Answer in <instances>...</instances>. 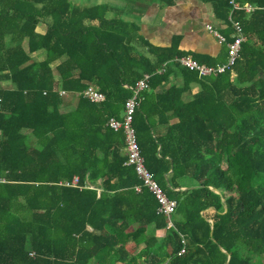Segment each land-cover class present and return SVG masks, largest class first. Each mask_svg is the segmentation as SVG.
<instances>
[{"label": "trees", "instance_id": "16d2710c", "mask_svg": "<svg viewBox=\"0 0 264 264\" xmlns=\"http://www.w3.org/2000/svg\"><path fill=\"white\" fill-rule=\"evenodd\" d=\"M201 1L222 23L214 57L180 49V35L151 44L107 3L0 0V264H264V9L232 12L245 36L233 66L199 76L173 58L224 63L233 32L230 0ZM144 74L132 124L177 202L170 227L108 125ZM89 85L102 102L79 94ZM60 89L76 96L65 110ZM73 176L79 187L56 183Z\"/></svg>", "mask_w": 264, "mask_h": 264}, {"label": "built area", "instance_id": "2783aa9c", "mask_svg": "<svg viewBox=\"0 0 264 264\" xmlns=\"http://www.w3.org/2000/svg\"><path fill=\"white\" fill-rule=\"evenodd\" d=\"M230 4L231 10L228 15V19L231 22V28L233 32L231 34L232 40L226 43V61L221 64L209 65L200 63L191 55H181L178 57L176 56L173 58V61H176L181 66L191 71L197 72L199 76L217 75L224 72L225 70L231 69L238 56L240 45L245 39L241 23L236 19H232V12L234 10L252 12L256 9H264V6H256L248 2L241 3L237 2L236 0H230ZM206 28L216 38L217 42L220 45L225 43V36H223L216 27L208 24L206 25ZM158 71L160 72L162 70L160 69ZM148 78L149 74H144L141 79L136 81L135 85L132 88V95L124 101L122 119L118 120L114 117H111L108 120V125L115 131L121 129L125 135V148L127 151V160L125 163L133 166L134 171L140 181L138 184L134 185V190L136 192H140L142 188H145L151 194H153L158 204L157 212L167 217V226L170 227L172 226L170 216L175 211L177 202L176 200L168 198L166 196L163 189L155 180L153 173L145 166L144 158L138 145L136 131L132 124L133 115L138 104V93L148 87ZM79 94L89 101L95 103H100L105 99L104 94L93 85L87 86ZM59 95L66 97L69 94L65 90L60 89ZM0 182H5V178H0ZM56 183L59 186L79 187V179L77 176H73L71 179H61ZM86 185L88 187H91L88 183H86ZM181 242L184 243V239H182ZM183 252L184 248L180 249L179 254Z\"/></svg>", "mask_w": 264, "mask_h": 264}, {"label": "crops", "instance_id": "0c3cea01", "mask_svg": "<svg viewBox=\"0 0 264 264\" xmlns=\"http://www.w3.org/2000/svg\"><path fill=\"white\" fill-rule=\"evenodd\" d=\"M146 1V4H141L137 0H130L126 4V9H120L107 1L101 3H107L115 7L124 19L138 23L139 33L153 45L169 46L173 36L180 35L179 48L182 50L212 57L220 53L222 45L206 28L208 24L216 28L222 25L215 18L210 3L201 0ZM107 16L112 17V11H109ZM44 29L45 25L39 24V31ZM173 83L179 85L181 81L179 78H171L163 87L165 88ZM198 89V84H192L190 90L185 92L184 100L190 99ZM75 101L76 99H74V103ZM175 120L172 119V121ZM160 232L156 231L157 234Z\"/></svg>", "mask_w": 264, "mask_h": 264}, {"label": "rangeland", "instance_id": "374dc122", "mask_svg": "<svg viewBox=\"0 0 264 264\" xmlns=\"http://www.w3.org/2000/svg\"><path fill=\"white\" fill-rule=\"evenodd\" d=\"M106 1L111 3V4L118 6L120 9L121 8L126 9L125 8L126 4L129 3L130 0H74V2H76L77 4H79L81 6H87V5H92V4L106 2ZM132 1H135V0H132ZM137 1L141 4H146V2H147L146 0H137ZM32 57H33V59L41 60V59L45 58V53H44V51L41 50V51L35 53L34 55H32ZM53 65H54V63H53ZM65 99L69 102V105L68 106H62L61 107L62 110H65V109H68L69 107H71L74 104V99H76V96H69V97H66ZM161 234H162V232L158 233L157 235H161Z\"/></svg>", "mask_w": 264, "mask_h": 264}, {"label": "water", "instance_id": "95a60500", "mask_svg": "<svg viewBox=\"0 0 264 264\" xmlns=\"http://www.w3.org/2000/svg\"><path fill=\"white\" fill-rule=\"evenodd\" d=\"M182 189H184V188H182Z\"/></svg>", "mask_w": 264, "mask_h": 264}]
</instances>
